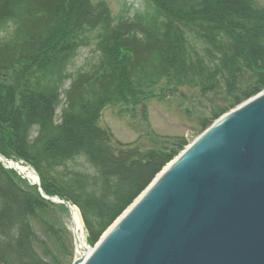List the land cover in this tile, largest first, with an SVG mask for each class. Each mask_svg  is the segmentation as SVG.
Masks as SVG:
<instances>
[{
    "label": "trees",
    "instance_id": "16d2710c",
    "mask_svg": "<svg viewBox=\"0 0 264 264\" xmlns=\"http://www.w3.org/2000/svg\"><path fill=\"white\" fill-rule=\"evenodd\" d=\"M123 1L112 16L92 0H0V156L76 206L90 246L184 146L114 142L104 108L196 89L220 96L214 121L264 89V8L252 0H141L132 14ZM91 32L96 62L73 71ZM50 208L67 211L0 164V264H68Z\"/></svg>",
    "mask_w": 264,
    "mask_h": 264
},
{
    "label": "water",
    "instance_id": "95a60500",
    "mask_svg": "<svg viewBox=\"0 0 264 264\" xmlns=\"http://www.w3.org/2000/svg\"><path fill=\"white\" fill-rule=\"evenodd\" d=\"M84 255L72 264H264V90L165 166Z\"/></svg>",
    "mask_w": 264,
    "mask_h": 264
},
{
    "label": "rangeland",
    "instance_id": "374dc122",
    "mask_svg": "<svg viewBox=\"0 0 264 264\" xmlns=\"http://www.w3.org/2000/svg\"><path fill=\"white\" fill-rule=\"evenodd\" d=\"M140 1L141 0H126L127 5L131 6L130 14H132L135 9L141 7ZM92 2L104 4L109 9L112 16L117 15L124 4L123 0H92ZM252 2L256 7L264 8V0H252ZM85 38L88 40L87 42L89 44L79 50L78 56L75 59L73 71L78 69L88 70L89 67L96 62V32L88 33ZM67 87L68 82H66L64 88L66 89ZM62 103H65L64 99H62ZM217 105L220 106V96L218 94H209L202 97L199 90L182 89V92L172 93L170 95L166 94L165 98L161 100L158 98L143 99L142 102L138 103L133 108L131 106L126 108L123 104L118 107L108 106L103 109L99 124L102 128L110 131L114 142L122 144L140 142L141 147L147 149L152 147L155 143L163 142L164 139L170 143L172 140L178 139L184 142V146L180 150V152H182L217 120L215 119L213 121L211 119L212 106L217 107ZM236 106L238 105L230 108L227 112L231 111ZM59 113L60 109L57 110V115H59ZM205 120L208 121V125L202 128L201 122ZM177 156L178 155L175 157ZM82 161L83 160H78V163L83 166H81L82 168L87 169ZM62 211L63 210H58L56 208L49 209V213L59 219V226L65 229L67 238L66 247L67 250H71L72 254L69 260L64 258L63 252L59 251V256L63 261H69L66 263L72 264L76 256V246L72 235V218L68 210ZM80 219L83 229L85 230L82 218L80 217ZM36 233L43 238L38 229H36ZM84 233L87 238L86 230ZM97 242L94 243L93 246L88 245L86 242V245L92 248ZM48 245L52 251L58 248L53 242H49Z\"/></svg>",
    "mask_w": 264,
    "mask_h": 264
},
{
    "label": "bare ground",
    "instance_id": "6f19581e",
    "mask_svg": "<svg viewBox=\"0 0 264 264\" xmlns=\"http://www.w3.org/2000/svg\"><path fill=\"white\" fill-rule=\"evenodd\" d=\"M4 166L6 167H12L15 168L16 170H18L19 172H21L22 174L26 175L30 180L32 181H36V175L30 171L28 168L18 165V164H14L12 162H3ZM57 201H59L58 199H56ZM72 210V232L75 235L76 238V259L79 260V258L81 259V257L85 256L84 254H88L92 248H90V251L86 250V247L83 245L84 242V230H83V226H82V222L79 216V212L75 207H71ZM123 213V212H122Z\"/></svg>",
    "mask_w": 264,
    "mask_h": 264
}]
</instances>
